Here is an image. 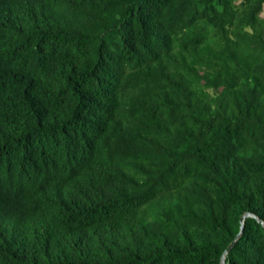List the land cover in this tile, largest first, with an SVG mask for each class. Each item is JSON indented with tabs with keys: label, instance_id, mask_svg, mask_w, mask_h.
I'll return each mask as SVG.
<instances>
[{
	"label": "trees",
	"instance_id": "16d2710c",
	"mask_svg": "<svg viewBox=\"0 0 264 264\" xmlns=\"http://www.w3.org/2000/svg\"><path fill=\"white\" fill-rule=\"evenodd\" d=\"M246 212L264 0H0V264H221Z\"/></svg>",
	"mask_w": 264,
	"mask_h": 264
},
{
	"label": "water",
	"instance_id": "95a60500",
	"mask_svg": "<svg viewBox=\"0 0 264 264\" xmlns=\"http://www.w3.org/2000/svg\"><path fill=\"white\" fill-rule=\"evenodd\" d=\"M256 217L254 214L250 213V212H246L242 217H241V228H240V232L237 234V236L233 239V241L227 246V248L225 249V251L223 252L222 256H221V264H226L225 263V258H226V255L228 254V252L231 250V248L235 245V243L239 240L241 234H242V231H243V228H244V220L246 217ZM257 220L259 222H261L263 225H264V222L256 217Z\"/></svg>",
	"mask_w": 264,
	"mask_h": 264
}]
</instances>
